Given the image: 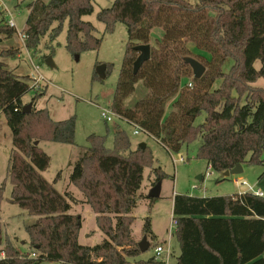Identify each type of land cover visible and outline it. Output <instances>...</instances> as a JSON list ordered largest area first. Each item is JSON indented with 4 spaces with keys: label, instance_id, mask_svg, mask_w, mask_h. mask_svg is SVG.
Wrapping results in <instances>:
<instances>
[{
    "label": "trees",
    "instance_id": "trees-1",
    "mask_svg": "<svg viewBox=\"0 0 264 264\" xmlns=\"http://www.w3.org/2000/svg\"><path fill=\"white\" fill-rule=\"evenodd\" d=\"M92 1L33 0L22 29L24 47H37L45 34L54 39L66 21V47L71 53L98 49L101 38L82 19L92 12ZM96 18L104 24V32H112L117 22L127 28L110 104L116 115L139 126L168 152H178L200 137L196 158L205 160L216 173L236 164H264V89L252 85L264 79V0H114ZM156 27L162 36L150 45V58L134 74L138 52L133 47L149 44ZM15 32L0 24V34ZM188 43L208 54L197 55L205 66L199 78L192 76L184 61L191 53ZM14 54L6 50L0 55ZM228 58L232 64L224 72L222 65ZM257 60L259 68L254 66ZM97 76L94 73L93 80ZM30 80L28 75L17 76L0 60V114L11 130L13 146L6 175L11 185L8 201L37 217L25 226L27 254H20L9 238L4 239L0 222V253L4 254L0 264H165L154 255L135 259L141 252L130 235L144 168L151 169L154 184L165 174L152 166L150 148L132 149L118 126L112 149L105 146L104 136L90 135V145L82 147L71 164L70 182L83 194L105 235L93 246L78 242L81 217L69 213V200L74 199L42 176L50 158L38 146L40 141L73 143L75 120L72 116L54 121L47 109L34 106L44 88L36 90L29 111L22 112L21 97L31 89ZM216 80L220 83L214 89ZM137 82L146 92L128 106ZM202 112L203 121L195 125ZM3 190L4 182L0 204ZM148 199L150 207L156 198ZM172 219L177 223L173 234L179 247L172 264H264V197L248 192L212 197L175 194ZM142 234L154 239L148 216Z\"/></svg>",
    "mask_w": 264,
    "mask_h": 264
},
{
    "label": "rangeland",
    "instance_id": "rangeland-1",
    "mask_svg": "<svg viewBox=\"0 0 264 264\" xmlns=\"http://www.w3.org/2000/svg\"><path fill=\"white\" fill-rule=\"evenodd\" d=\"M113 1L93 0L92 12L82 17L83 20L93 25V34L101 38L98 49L76 53L78 56L76 59V54L71 53L66 47L67 23L65 21L54 39L50 40L48 34H45L41 37L37 47L33 49L25 48L24 42L20 40L16 32L11 36L0 34V54L6 50L15 51V54L9 57L0 55V60L17 76H41L44 93L34 102L37 109H47L50 118L54 121L74 117L73 143L40 141L38 146L50 158L49 165L42 176L48 182L53 183L58 192L69 193L74 199L73 201L69 200L71 205L69 213L81 217L78 242L82 245L93 246L100 243L105 235L98 229L95 221L96 215L90 206L84 202L83 194L70 182L71 164L80 156L81 148L90 145V135L104 136L105 146L112 149L113 132L118 126L126 132L132 148L137 147L141 142L147 144L153 156L152 166L159 167L165 174L160 182L159 196L148 207L149 199L147 197L150 188L154 185L155 176L150 168H144L137 205L131 213L133 220L130 225V235L136 242L142 239L144 218L148 216L154 239L147 236L149 248L141 252L139 257L135 259H140V257L147 259L153 256V248L157 243L162 244L164 250L169 252L168 263H172L179 252L176 237L169 232L172 222L173 194H189L196 197L234 195L247 192L248 185L259 188L264 194V164L247 163L242 166L241 173L223 177V173L208 170L205 160L196 158L197 148L201 142L200 137L184 144L178 152H168L146 134L142 132L133 134L134 127L124 120L113 116L111 121H105L101 117V109L110 108L127 42V28L123 23L117 22L112 32H104V24L96 18L97 12L110 7ZM188 1L190 3L197 2V0ZM31 2L33 0H0L2 6L0 24H4L7 20L8 15L5 14V10H8L15 20L16 29L22 30L25 27L28 5ZM161 36L162 30L160 28L152 29L149 44L154 46L156 39L161 38ZM187 46L191 51L189 56L198 61L200 58L197 55L208 56L205 52L195 48L192 43H188ZM47 58L50 59L51 64L46 62ZM101 64L109 65L104 77H101L97 71V67ZM231 64L232 59H226L222 65V70L226 72ZM34 66H37V70L34 69ZM254 66L259 68L260 62L255 61ZM105 70L106 68L103 71L105 72ZM94 73L98 75L95 80H93ZM219 83L220 80H216L212 88L215 89ZM252 85L264 89V79L258 78ZM145 92L141 82H137L135 91L126 104L131 106ZM35 94L36 90L29 89L21 97L22 103L24 105L30 103ZM166 108V112H168L170 110L169 105ZM204 117L205 112H202L195 119L194 124H200ZM12 148L11 130L5 117L0 114V185L4 182L3 199L0 204V222L4 239L9 238L11 241L17 237L20 239L28 237L25 226L32 224L37 218L8 201L11 185L6 179V175ZM171 156L175 159L182 156L183 161L173 162ZM57 174L59 176L54 182ZM199 175L202 177L201 179H197ZM235 180L244 184L238 185L234 182ZM141 194L146 197H139ZM15 244L22 250L28 248V245ZM165 254L163 252L162 256ZM172 254L174 255L172 256ZM131 261L133 262L132 259Z\"/></svg>",
    "mask_w": 264,
    "mask_h": 264
},
{
    "label": "water",
    "instance_id": "water-1",
    "mask_svg": "<svg viewBox=\"0 0 264 264\" xmlns=\"http://www.w3.org/2000/svg\"><path fill=\"white\" fill-rule=\"evenodd\" d=\"M137 52L138 55L136 59L133 62V73L135 74L140 66L147 61L150 58V44H136L133 47ZM75 58L77 59V54L75 55ZM185 63L189 65L192 71V76L194 78H199L205 71V67L196 59L185 56L184 57ZM46 62L51 64V61L49 58L46 59ZM106 68V64H101L97 67V71L100 74L101 77H104V69ZM31 107V103L25 104L22 107V112L26 113L29 111ZM34 144H38V141L36 140ZM140 147H144L145 145L143 143L139 144ZM242 172V165L236 164L232 169L226 170L223 172V177H228L229 175L239 174ZM160 193V182L155 183L149 190L148 198H157ZM137 247L140 250V252H144L149 248V242L147 240V236L143 235L142 239L137 242Z\"/></svg>",
    "mask_w": 264,
    "mask_h": 264
},
{
    "label": "built area",
    "instance_id": "built-area-1",
    "mask_svg": "<svg viewBox=\"0 0 264 264\" xmlns=\"http://www.w3.org/2000/svg\"><path fill=\"white\" fill-rule=\"evenodd\" d=\"M0 10H2V6L0 5ZM6 11V15H8V18L7 20L5 21V24L10 27V28H13L18 37L20 38V40L22 42H24L25 40V34L22 32V30L18 31L16 28V23H15V20L11 17V12H9L8 10H5ZM34 69L37 70V66H34ZM31 77V80H30V88L31 89H34V90H39L42 88V78L40 75H32L30 76ZM187 86L191 87V83H188ZM100 114H101V117L105 120V121H111L113 116L114 117H118L120 118L118 115H116L110 108H102L101 111H100ZM122 119V118H120ZM124 120V119H122ZM125 121V120H124ZM126 122V121H125ZM128 123V122H127ZM130 124V123H129ZM133 127H134V130H133V134H138L139 132H142L144 134L147 135V133L141 129L139 126L137 125H133L131 124ZM173 162H177V161H183V157L180 156L178 159H175L171 156ZM208 170H210V166L207 167ZM236 184H241L243 185L244 183H239L238 181H234ZM248 188V193H251L257 197H264V194L263 192L257 188V187H254V186H247ZM176 221L172 219V222L170 224V228H169V232L170 234H172L174 231H175V228H176ZM153 252H154V256L155 258L157 259H161L164 261L165 264H169L168 263V256H169V252L168 251H165L164 248H163V245L162 244H156L153 248ZM165 252V256H162V253ZM30 256L34 257L35 254L32 253Z\"/></svg>",
    "mask_w": 264,
    "mask_h": 264
},
{
    "label": "crops",
    "instance_id": "crops-1",
    "mask_svg": "<svg viewBox=\"0 0 264 264\" xmlns=\"http://www.w3.org/2000/svg\"><path fill=\"white\" fill-rule=\"evenodd\" d=\"M148 136V135H147ZM149 138H151V139H153L155 142H157L159 145H161L158 141H156L154 138H152V137H150V136H148ZM141 143H143L144 145H146L147 146V144L146 143H144V142H141ZM162 146V145H161ZM132 148V147H131ZM132 149H134V148H132ZM207 165V164H206ZM208 167V166H207ZM202 177L199 175V176H197V179H201ZM142 186V185H141ZM237 194H240V193H237ZM142 195H144V194H142ZM173 195H175V194H173ZM189 195V194H188ZM202 197H204V196H202ZM36 220V219H35ZM34 220V221H35ZM29 225V224H28ZM153 233V232H152ZM153 235H154V233H153ZM23 237V236H22ZM27 238V239H26ZM12 242V245H13V247L20 253V254H27L28 253V248L27 249H25V250H22L20 247H18V246H16V244L15 243H17V244H19L20 246L21 245H24V246H26V245H28L27 243H28V237H23L22 239H20L19 237H17V238H15V240H13V241H11ZM178 251H179V247H178ZM174 254H172V256H173ZM179 255V252H178V254L174 257V259H173V261H172V263L175 261V259H176V257ZM4 257V254L3 253H0V258H3ZM140 259H142L141 257H140ZM172 263H169V264H172Z\"/></svg>",
    "mask_w": 264,
    "mask_h": 264
}]
</instances>
